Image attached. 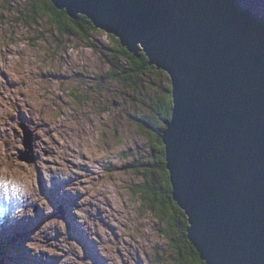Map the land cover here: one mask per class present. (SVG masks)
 I'll use <instances>...</instances> for the list:
<instances>
[{
  "label": "rangeland",
  "instance_id": "obj_1",
  "mask_svg": "<svg viewBox=\"0 0 264 264\" xmlns=\"http://www.w3.org/2000/svg\"><path fill=\"white\" fill-rule=\"evenodd\" d=\"M25 5V0H0V198L15 202L9 198L14 194L5 190L9 180L14 188L26 190L40 180L61 207L62 197L49 190L60 177L75 199L69 198L64 221L47 193L39 192L41 201L35 203L34 192L27 190L34 209L26 218L40 227L25 233L24 242L9 244L0 264L51 263L58 254L63 256L60 264H160L158 252L167 259L174 254L157 232L153 214L132 193L141 179L135 167L153 164L155 145L134 119L148 117L144 97L109 80L103 54L82 40L72 36L54 43L56 36L42 16L27 25ZM98 30L93 43L116 45L114 35ZM150 81L153 94L158 84L171 88L163 71ZM26 135L31 138L29 149ZM19 204L24 215L27 204ZM45 204L49 210H44ZM74 206L86 231L93 234V244L87 243L77 214H69ZM51 208L49 216L46 211ZM73 228L81 231V242Z\"/></svg>",
  "mask_w": 264,
  "mask_h": 264
},
{
  "label": "water",
  "instance_id": "obj_2",
  "mask_svg": "<svg viewBox=\"0 0 264 264\" xmlns=\"http://www.w3.org/2000/svg\"><path fill=\"white\" fill-rule=\"evenodd\" d=\"M50 1L168 74L166 169L200 259L264 264V0Z\"/></svg>",
  "mask_w": 264,
  "mask_h": 264
},
{
  "label": "trees",
  "instance_id": "obj_3",
  "mask_svg": "<svg viewBox=\"0 0 264 264\" xmlns=\"http://www.w3.org/2000/svg\"><path fill=\"white\" fill-rule=\"evenodd\" d=\"M25 4L24 10L28 15L26 14L23 21L27 25L36 24V17L42 16L49 21L50 30L54 32V37L56 36L54 43H60L61 38L72 36L82 40L91 50L103 54L108 63L109 80L128 87L135 97L139 94L144 97L141 102L144 108L149 110L148 117L146 119L134 116V119L138 121L140 127L149 132L155 145L151 157L153 164L146 165L147 168H140L138 165L135 167L141 174V179L133 187L132 193L138 204L153 214L157 220V232L174 254L167 259L165 253L158 252L160 264H205L187 237L189 227L187 217L172 197L165 148L161 139L162 131L166 128V122L170 120L172 113L171 88L166 89L158 84V91L154 94L148 88L154 84L150 79L161 75L162 71H156V68L148 64V58L142 50L131 53L114 37L112 39L116 45L111 48L101 47V44L95 41L93 43L92 36L99 30L84 15H78L72 20L65 11L56 9L50 0H25Z\"/></svg>",
  "mask_w": 264,
  "mask_h": 264
},
{
  "label": "bare ground",
  "instance_id": "obj_4",
  "mask_svg": "<svg viewBox=\"0 0 264 264\" xmlns=\"http://www.w3.org/2000/svg\"><path fill=\"white\" fill-rule=\"evenodd\" d=\"M47 176L49 178L54 177L52 175H47ZM61 180H60V177H58V179L56 181H54V182L51 183V185L49 186V190H50V192H53L55 194H59L62 197L64 203H63V205L61 207H59L58 199L56 200L57 203H53V204H51V206H52V208L56 212L62 214L63 220L65 221V218H66V215H67L66 214V212H67V206L68 205H71V204H69L68 200L72 199L74 201L75 198L69 194V192L67 190L69 188H67V189L65 187L63 188V184L61 183ZM63 181H65V180H63ZM36 183L38 185L36 184L33 187H31V188H27V190H31V191L34 192V195L31 198V200L35 201V203H38L39 201H41L40 198H39V195H38L39 192H42L44 194L47 193L48 195H50V196L53 197V195L51 193H49V192H47V191L44 190L43 185H42V183H41L40 180H39V183L38 182H36ZM11 184L14 187L13 182H11ZM16 187H18V189H24L25 188V187H20V186H16ZM5 190H7V187H5ZM31 200H28V198H27V209L24 212L25 217H22V216L17 217V219H16L17 228L15 230H11V229H0V253H3V255H5L6 254V251L9 249V244L13 243L11 245L12 246H15L16 243H18L20 241L21 242H24V241H22V238L24 237L25 233H27L29 231H32V230H35L37 227H40V226H36L37 222H34L33 223V220H28L26 218L27 215L31 214L32 209H34V207H32ZM9 205H11L14 209H21V207H22L17 202H11ZM49 206L50 205L45 204L44 205V210H49L50 209ZM94 207H96V206H93V208ZM52 208H51V211H46V212H48L49 216H52L53 215ZM61 209H62V211H61ZM100 211H102V208L100 209ZM74 212L77 214V216H76L77 217V222H80L79 224L81 225V229H83V231H85V233L87 235V243L88 244H93L94 242L90 241V235H93V234H89L86 231V226L83 225V222H81V220L79 219L80 216H79V213L77 212V209H76L75 206L71 208L69 214H72ZM104 213L106 214L107 211H105ZM61 225H64V223L61 222ZM80 233H81V231H77L75 228H73V235L75 236V238L77 240H79L81 242L80 236H79ZM1 236L3 237V240L1 239ZM28 240H29V238H28ZM96 249H97V246H96ZM82 252H86V251L82 249ZM62 257L63 256L61 254H58L57 256H54V258H51L50 257L51 258V263H45V262H41L39 260L37 261L36 258L34 259V261H37L35 264H42V263L43 264H52V262L54 260L55 262H57L58 264H60V262H61L60 259ZM73 258L74 259H77V261L79 260V258L77 256L76 257L74 256ZM96 259L98 260L99 258H94L93 260H96Z\"/></svg>",
  "mask_w": 264,
  "mask_h": 264
}]
</instances>
